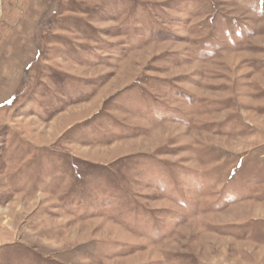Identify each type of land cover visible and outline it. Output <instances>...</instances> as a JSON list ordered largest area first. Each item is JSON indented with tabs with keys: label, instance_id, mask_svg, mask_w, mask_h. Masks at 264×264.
I'll return each instance as SVG.
<instances>
[{
	"label": "rangeland",
	"instance_id": "1",
	"mask_svg": "<svg viewBox=\"0 0 264 264\" xmlns=\"http://www.w3.org/2000/svg\"><path fill=\"white\" fill-rule=\"evenodd\" d=\"M0 264H264V0H0Z\"/></svg>",
	"mask_w": 264,
	"mask_h": 264
},
{
	"label": "snow or ice",
	"instance_id": "2",
	"mask_svg": "<svg viewBox=\"0 0 264 264\" xmlns=\"http://www.w3.org/2000/svg\"><path fill=\"white\" fill-rule=\"evenodd\" d=\"M9 103H10V101H9Z\"/></svg>",
	"mask_w": 264,
	"mask_h": 264
}]
</instances>
